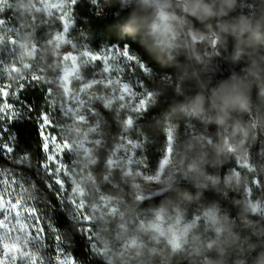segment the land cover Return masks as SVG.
Segmentation results:
<instances>
[{
  "label": "trees",
  "instance_id": "16d2710c",
  "mask_svg": "<svg viewBox=\"0 0 264 264\" xmlns=\"http://www.w3.org/2000/svg\"><path fill=\"white\" fill-rule=\"evenodd\" d=\"M69 1L72 2L73 22L68 34L71 44L92 53L110 48L126 51L134 59L120 61V80L139 94H154L155 99L144 111L132 113L108 107L105 102L107 89L97 85L92 97L85 95L84 123L78 127L72 121L69 123L67 96L59 84L63 63L54 55L53 49L54 38L62 31L63 23L43 10L17 8L16 3L29 4L28 0H9L7 5L0 7V142L14 148L11 153L0 150V199L9 206L22 201L25 208L33 211L28 215L30 225L24 222L25 217L15 221L9 217L10 223L14 224L13 235L33 230L40 236L36 239L37 245L20 239L18 245L27 248L39 264H120L118 254L133 237H139L145 245L143 255L136 256L131 264H208L209 260L213 264H240L241 261L255 264L259 255L264 253V212L251 215L250 211L254 201H260L264 207V120L256 129V138L250 136L244 146L249 154L247 163L254 170L249 171L232 155L221 156L219 160L224 164L223 168L217 163L207 169L210 174L221 176L219 185L209 183L205 191L178 176L177 187L182 192L187 191L191 200L169 194L183 211L185 224L201 217L203 210L213 205L219 207L221 216L231 218L233 231L241 240L228 248L223 256L215 248H205L199 256L192 253V235H200L205 243L216 239L211 224L203 218L199 220V228L188 236L189 243L184 245V251L170 260L150 254L148 249H164L165 245L163 241L156 244L149 236L138 232L137 227L141 220L147 222L151 219L152 211L148 206L155 207L163 196L151 194L157 198L146 199L145 205L136 209L138 218L129 213L121 220L119 213L125 212L132 203L131 183L121 181L122 170L142 171L149 177L156 174L169 146L171 128L175 129L173 158L183 152H187L189 159L194 158L200 151L198 138L201 136L219 143V134H231V127L225 131L183 117L179 108L182 103L193 101L197 92L204 93V107L210 108L212 91L222 83H233V78L251 79L247 74L252 60L264 55V44L256 39L264 35V27L249 34L240 45L243 54L239 57L234 38H230L227 45L221 40L217 48H212L208 42L195 45L203 57V63L197 64L195 60H187L188 53L184 51L178 56L174 53L175 59L170 60L142 31L136 34L128 31V22L134 13L149 19L154 15L152 8L141 9L138 0L127 3L123 0ZM186 2L172 0L173 9L170 11L185 18L187 27L195 25L200 32H207L209 24L216 29L219 24L237 23L244 17L252 20L254 26L264 24V0H236V8L228 16H217L203 23L177 7ZM206 2H214L218 11L223 8V0ZM141 65L149 72L145 73ZM163 69L173 73L170 79ZM102 70L100 65L85 67L82 84L107 78ZM177 85L181 95L175 91ZM251 101V114L233 112L229 124L239 120L250 125L264 116V97H260L255 84ZM209 114L215 115L214 112ZM44 117L47 119H42ZM74 127L79 131L83 129V136L91 141L90 153L99 162L85 167L83 157L67 154L65 150L59 157L68 174L63 177V172L59 175L50 158V153H59L60 149L53 146L45 149L43 146L47 145L46 136L54 139L57 145H66L73 137H68L67 128ZM239 140L238 136L233 143ZM190 144L195 147L188 150ZM205 150L209 153V160L215 161L212 147L207 146ZM24 158H27L26 162L20 163ZM233 170L240 174L242 183L226 188L223 177ZM168 171L167 168L166 175ZM62 177L61 181L58 180ZM81 192L85 194L81 196ZM104 200L112 203L111 209L102 205ZM113 209L118 211L113 212ZM109 212L112 215L106 225L101 217ZM88 217H92L91 221ZM129 220L135 223H129ZM122 224H126L127 232L119 227ZM253 245L254 248L250 247Z\"/></svg>",
  "mask_w": 264,
  "mask_h": 264
},
{
  "label": "clouds",
  "instance_id": "9594fccd",
  "mask_svg": "<svg viewBox=\"0 0 264 264\" xmlns=\"http://www.w3.org/2000/svg\"><path fill=\"white\" fill-rule=\"evenodd\" d=\"M123 2L127 3L128 0H123ZM138 3L141 9L152 8L154 15L149 19L134 13L128 22V31L132 34L142 31L145 36L152 40L154 47L170 60L175 59L174 53L178 56L181 51H184L188 53L185 57L187 60H195L197 64L203 63V57L196 50L195 45L208 42L212 48H217L221 45V40L224 41V45L230 43V38H234L237 41L236 54L239 57L243 54L240 45L245 42L249 34L256 32L260 27H264V24L254 26L252 20L244 17L237 23L225 22L219 24L216 29L209 24L207 25V32H200L195 25L187 27L185 18L178 16L175 11H170V9H173L172 0H163V2L162 0H138ZM177 7H180L186 15L192 16L195 21L203 23L205 20L215 19L217 16H228L231 11L235 10L236 0H223V8L219 11L214 2L208 3L206 0H187L184 5H177ZM186 28L187 31H185ZM256 39L261 44H264V35L257 36ZM129 46H131L130 42ZM216 54L220 56L219 52ZM160 70L158 69V71ZM163 70L168 72L170 79L173 73L167 69ZM247 75L251 79L246 77L242 80H236L233 78V83H222L218 89H214L210 97V108L206 109L204 107L206 98L203 92H197L193 101L187 104L182 103L179 108V112L183 117L197 119L202 123L223 128L225 131L231 127L230 135L226 136L218 133L220 135L219 143H213L210 137H199L200 151L192 159H189L187 152L177 153L176 158H173L171 150L166 148L165 156L170 161L167 164L169 169L167 175L165 171L158 168L156 174H153L151 178L145 179V174L142 171L122 170L121 181L131 183L132 203L128 205L125 212L119 213L121 220L129 213L138 218L139 214L136 209L140 208L141 205H145L146 199L155 200L157 198L150 195V192H155L159 196L164 197L155 207L148 206L152 211L151 219L147 222L141 220L137 227L138 232L149 236L156 244H160L163 241L165 245L164 249H148L150 254L160 255L170 260L177 253L184 251V245L189 243L188 236L199 228V220L201 218L211 224L216 239L205 243L200 235H192L191 249L194 255H201L205 248L208 250L215 248L223 256L228 248L240 242V236L233 231L231 218L228 215L221 216L218 206L213 205L204 209L201 217H196L191 223L185 224L183 211L175 203L173 196L169 194H176L186 200H191V196L187 191L182 192L177 187L179 183L177 180L178 176L184 180L192 181L194 187L202 188L205 191L208 190L209 183L213 186L219 185L221 176L210 174L207 169L208 167H215L217 163L223 168L224 164L219 160L221 156L232 155L249 171L254 170L252 165L247 163L249 154L244 146L248 143L250 136L253 139L256 138V129L259 123L264 120V116H260L250 125L239 120L229 124V121L232 120L233 112L251 114L253 84L258 87L260 97H264V55H258L257 59L252 60ZM182 79L183 77H181ZM175 91L178 95L182 94L179 85H177ZM212 112L215 115L209 114ZM72 131L75 135H84L83 129L77 132V129L73 128ZM238 136L240 140L233 143ZM205 141L207 142L206 144L204 143ZM75 143H77L76 140L71 141L68 147L71 148L72 144ZM207 146H211L215 151V161L209 160V153L205 150ZM194 147L195 145L190 144L188 150ZM83 159L86 161L85 167L94 166L95 163L99 162L98 158H94L90 152H85ZM26 160L27 158H24L20 163H25ZM223 183L226 188H232L234 185L239 186L242 183V177L233 170L231 174H226L223 177ZM256 183H259L258 180ZM77 191H80L79 188H77ZM80 194L83 196L85 193L81 192ZM202 194L200 193V195ZM224 195L227 196L228 193L225 192ZM93 207L98 210L97 205ZM112 211L116 212L118 210L113 209ZM261 212H264L261 202L254 201L251 205L250 214L259 215ZM110 215H112V212L105 213L101 217L106 225L110 223L108 220ZM91 219L92 217H88L89 221ZM128 222L135 223L133 220ZM3 226V222L0 221V227ZM119 227L124 232H127L126 224L119 225ZM10 247L19 250L18 245H11ZM144 247L145 245L140 241L139 237H133L129 245L118 254L117 259L120 260V264H131V261L136 256L143 255L142 249ZM250 247L254 248L255 246ZM134 250L135 256L133 255ZM166 251L167 256H165ZM16 259V255L13 254L12 260L15 261ZM0 264H5V261L0 260ZM33 264H35V258H33ZM208 264H213V261L209 260ZM240 264H244V262L241 261ZM255 264H264V253L259 255Z\"/></svg>",
  "mask_w": 264,
  "mask_h": 264
},
{
  "label": "rangeland",
  "instance_id": "374dc122",
  "mask_svg": "<svg viewBox=\"0 0 264 264\" xmlns=\"http://www.w3.org/2000/svg\"><path fill=\"white\" fill-rule=\"evenodd\" d=\"M29 4H17L16 6L19 9H31L34 8L36 10H43L48 16L56 17L60 19L63 23V29L60 33L56 34L53 41V49L55 54L61 58L63 63V72L59 79V84L62 89L65 91L67 96V121L76 124V126H80L84 123L85 118L83 116V106L85 95L90 97L93 96L94 88L97 85H102L107 89V95H105V102L108 107H114L117 109H125L127 111H131L132 113H140L144 111L155 99L154 94L152 93H142L139 94L135 90L131 88V86L127 83H124L120 80L118 70L119 64L122 59L126 61L129 60L127 56L124 55L126 51H121L118 48H110L107 50H103L100 53H92L87 50L79 49L71 44L68 34L73 26L72 16H71V4L72 2L69 0H28ZM134 1V0H128ZM163 2V0H162ZM9 0H0V7L7 5ZM19 3V2H18ZM100 65L103 70V74L107 76V78H102L100 80H93L87 84H82V72L85 67H95ZM78 88V90H77ZM84 96V97H83ZM145 102V107L141 108V102ZM76 128V127H74ZM73 128H67L68 137L71 135L72 139L67 142L66 145H57L55 140L47 137V146L57 147L60 149L59 153H50L51 162L54 165V168L58 170V173L63 172V177L68 176L64 167L61 165V157L62 153L67 150V154H79L83 157L85 152L91 151V141L85 136L75 135L73 133ZM79 132V130H77ZM76 140L77 143L72 144V147L69 148L68 144L71 141ZM174 144H175V129L171 128L169 131V146L167 149L171 150V155L173 156L174 152ZM262 158V157H261ZM170 161L167 160L166 156L164 157L160 169L166 171L167 164ZM62 178H58L61 181ZM152 176H145V179L151 178ZM60 181H58L60 183ZM143 183V181H141ZM147 187V186H146ZM151 194H157L155 192H150ZM15 205L9 206L10 204H6L3 199H0V221L3 222V227H0V260H4L5 264H33L32 254L24 249L23 246L18 245V239L26 240L27 242L33 241L35 245H37L36 239L40 237L39 235H35L32 231L29 233L22 234H12L14 230L10 223V218L13 221L19 218H24V222L26 221L28 225H30L28 221V215L32 214L28 208H25V204L22 201L14 202ZM102 205L105 207L107 205V209H111L112 203L107 200L102 202ZM16 206V208H15ZM10 210V211H8ZM7 212V216H6ZM27 215V217L25 216ZM10 217V218H9ZM30 220V218H29ZM31 222V221H30ZM35 232V231H34ZM13 238V240H12ZM12 240V241H9ZM11 245H18L19 250L16 248L10 247ZM16 255L17 259L15 261L12 260V255ZM27 254V255H25ZM35 264H39L35 261Z\"/></svg>",
  "mask_w": 264,
  "mask_h": 264
},
{
  "label": "snow or ice",
  "instance_id": "6c2138e0",
  "mask_svg": "<svg viewBox=\"0 0 264 264\" xmlns=\"http://www.w3.org/2000/svg\"><path fill=\"white\" fill-rule=\"evenodd\" d=\"M124 55L127 56V58H128L129 60H133V59H134V58H133L129 53H127V52H125ZM141 67L143 68V71H144L145 73L149 72V69H148L147 67H144L143 65H141ZM140 106H141V108L145 107V102L142 101ZM42 119L46 120L47 118L44 117V118H42ZM129 123H131V121H129ZM7 139H8V137H7ZM7 139L4 138V140H7ZM45 139H47V137H45ZM43 147H44L45 149H47V145H44ZM0 150H3L4 153H5V152H7V153H11V152L14 150V148H13V146H11V145H8V144H5V143H3V142H0ZM0 215H2V213H0Z\"/></svg>",
  "mask_w": 264,
  "mask_h": 264
}]
</instances>
